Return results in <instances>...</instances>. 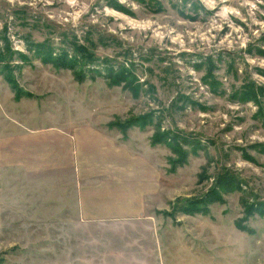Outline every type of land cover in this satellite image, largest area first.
I'll list each match as a JSON object with an SVG mask.
<instances>
[{
	"label": "rangeland",
	"instance_id": "rangeland-1",
	"mask_svg": "<svg viewBox=\"0 0 264 264\" xmlns=\"http://www.w3.org/2000/svg\"><path fill=\"white\" fill-rule=\"evenodd\" d=\"M0 264H264V0H0Z\"/></svg>",
	"mask_w": 264,
	"mask_h": 264
},
{
	"label": "trees",
	"instance_id": "trees-1",
	"mask_svg": "<svg viewBox=\"0 0 264 264\" xmlns=\"http://www.w3.org/2000/svg\"><path fill=\"white\" fill-rule=\"evenodd\" d=\"M72 62V61H71Z\"/></svg>",
	"mask_w": 264,
	"mask_h": 264
}]
</instances>
